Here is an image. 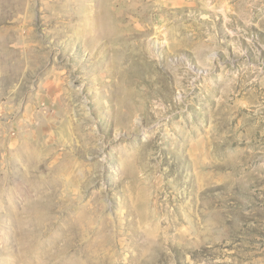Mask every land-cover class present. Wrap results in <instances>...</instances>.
Instances as JSON below:
<instances>
[{
	"label": "rangeland",
	"instance_id": "1",
	"mask_svg": "<svg viewBox=\"0 0 264 264\" xmlns=\"http://www.w3.org/2000/svg\"><path fill=\"white\" fill-rule=\"evenodd\" d=\"M0 264H264V0H0Z\"/></svg>",
	"mask_w": 264,
	"mask_h": 264
}]
</instances>
